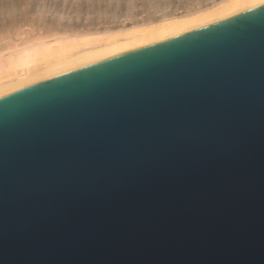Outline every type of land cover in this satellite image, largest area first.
I'll return each instance as SVG.
<instances>
[{
	"label": "water",
	"instance_id": "95a60500",
	"mask_svg": "<svg viewBox=\"0 0 264 264\" xmlns=\"http://www.w3.org/2000/svg\"><path fill=\"white\" fill-rule=\"evenodd\" d=\"M0 264H264V4L0 97Z\"/></svg>",
	"mask_w": 264,
	"mask_h": 264
},
{
	"label": "rangeland",
	"instance_id": "374dc122",
	"mask_svg": "<svg viewBox=\"0 0 264 264\" xmlns=\"http://www.w3.org/2000/svg\"><path fill=\"white\" fill-rule=\"evenodd\" d=\"M220 0H0V69L39 43L102 32L194 12Z\"/></svg>",
	"mask_w": 264,
	"mask_h": 264
},
{
	"label": "bare ground",
	"instance_id": "6f19581e",
	"mask_svg": "<svg viewBox=\"0 0 264 264\" xmlns=\"http://www.w3.org/2000/svg\"><path fill=\"white\" fill-rule=\"evenodd\" d=\"M264 0H220L210 6L126 30L86 38L39 43L35 50L8 59L0 69V97L232 17Z\"/></svg>",
	"mask_w": 264,
	"mask_h": 264
}]
</instances>
